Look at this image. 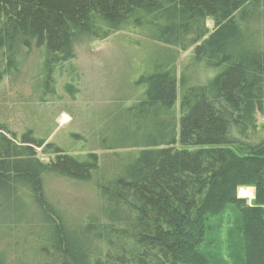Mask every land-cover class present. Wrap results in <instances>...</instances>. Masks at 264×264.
I'll list each match as a JSON object with an SVG mask.
<instances>
[{
	"label": "trees",
	"instance_id": "16d2710c",
	"mask_svg": "<svg viewBox=\"0 0 264 264\" xmlns=\"http://www.w3.org/2000/svg\"><path fill=\"white\" fill-rule=\"evenodd\" d=\"M263 12L264 0H0V83L33 43L50 93L61 80L77 85V37L130 32L156 51L117 112L116 143L100 144L108 158L0 120V228L28 229L33 264H217L207 236L229 209L244 264H264V51L250 29ZM190 48L178 78L176 52ZM47 177L94 181L99 213L69 229L44 193ZM239 187L255 190L251 205ZM26 247L0 264H27Z\"/></svg>",
	"mask_w": 264,
	"mask_h": 264
},
{
	"label": "rangeland",
	"instance_id": "374dc122",
	"mask_svg": "<svg viewBox=\"0 0 264 264\" xmlns=\"http://www.w3.org/2000/svg\"><path fill=\"white\" fill-rule=\"evenodd\" d=\"M205 23L210 31L212 21ZM250 29L256 31L258 47L264 51V12ZM153 46L130 32H120L106 40L77 37L72 42L77 85L70 84L67 90L61 80L50 93L44 81L39 80L43 57L33 43L30 49L23 50L18 69L0 83V120L17 135L32 130L38 139L47 136V144L52 143L67 153L89 150L108 158L112 152L103 151L100 144L116 143L111 133L117 128V112L131 104L135 95L133 84L143 74L146 59L156 53ZM192 50L176 52L178 78L183 76ZM197 76H201L200 71ZM200 78H193V82H199ZM177 95L178 108L179 90ZM258 125L262 129H258ZM257 132L264 137V115H257ZM36 152L41 161H49L50 157L43 155L41 149ZM43 188L49 202L63 214L69 229L80 228L83 220L99 213L101 201L94 181L77 184L47 177ZM239 188H243V192L241 197L237 192V197L251 205L255 190ZM236 218L229 209L211 223L213 229L207 236V250L209 256L217 259V264H244L246 261L242 238L235 229ZM21 228L20 225L5 231L0 228V258L15 262L26 245L29 246L26 247L27 264H33L29 253L32 241L26 239L28 229L21 231Z\"/></svg>",
	"mask_w": 264,
	"mask_h": 264
},
{
	"label": "water",
	"instance_id": "95a60500",
	"mask_svg": "<svg viewBox=\"0 0 264 264\" xmlns=\"http://www.w3.org/2000/svg\"><path fill=\"white\" fill-rule=\"evenodd\" d=\"M258 129H262V126L261 125H258Z\"/></svg>",
	"mask_w": 264,
	"mask_h": 264
}]
</instances>
